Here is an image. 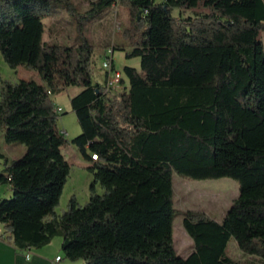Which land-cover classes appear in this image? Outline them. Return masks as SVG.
Returning a JSON list of instances; mask_svg holds the SVG:
<instances>
[{
    "label": "trees",
    "instance_id": "trees-1",
    "mask_svg": "<svg viewBox=\"0 0 264 264\" xmlns=\"http://www.w3.org/2000/svg\"><path fill=\"white\" fill-rule=\"evenodd\" d=\"M86 1L84 10L74 0H0V58L44 82L0 74V134L26 147L11 162L0 152V186L13 192L0 201L9 242L25 251L60 236L66 257L83 264H242L228 251L234 239L264 261V0ZM117 3L129 10L126 58L140 68L124 66L127 87L108 94L93 82L96 46L85 30ZM56 5L77 26L72 45L44 39ZM72 86L81 88L71 105L82 133L68 139L52 96ZM71 145L99 159L88 167L89 201L72 197L58 215ZM174 174L230 178L240 194L221 222L179 211ZM179 215L194 241L187 257L174 243Z\"/></svg>",
    "mask_w": 264,
    "mask_h": 264
},
{
    "label": "rangeland",
    "instance_id": "rangeland-1",
    "mask_svg": "<svg viewBox=\"0 0 264 264\" xmlns=\"http://www.w3.org/2000/svg\"><path fill=\"white\" fill-rule=\"evenodd\" d=\"M82 9L86 10L89 4L86 0H74ZM175 16H190L191 11H181L175 9ZM129 22V10L120 3L115 4L107 10L104 19L95 22L86 23V35L95 44V52L93 55V82L95 84L104 85L107 81V70L103 67V63L108 57H111L110 46L115 44V53L113 54L116 70L122 74L120 85L114 89V94L122 92L128 80L123 72L124 66H134L140 68V58L128 59L125 51L130 49L128 42L123 39L122 33ZM46 32L44 39L47 42L58 41L65 45H72L77 41V26L66 9L62 5L54 7V15L45 21ZM262 40L264 42V31L262 32ZM0 74L3 80L17 82L20 79H34L40 81V76L36 72L28 71L23 67L12 69L0 58ZM1 89V83H0ZM81 88L72 86L66 88L59 94L52 96L59 115L57 124L61 132L68 138L73 139L82 133L76 113L72 109L71 98L79 92ZM112 93V94H113ZM3 135L0 134V141ZM6 145V144H4ZM9 148H4L5 154L10 160H16L24 156L26 147L21 144H8ZM16 147V148H14ZM63 154L71 165V172L65 184L63 194L56 212L62 214L69 208V202L72 197H76L80 205H85L91 196V183L94 180L93 174L89 170V166L93 161L84 158L76 145L63 148ZM11 162V161H10ZM5 169V164L0 159V173ZM174 206L176 210H200L206 212L215 220L221 222L229 211L232 203L240 194V185L237 181L230 178H222L215 180H192L184 178L178 174H174ZM8 185L0 186V201L2 199H10L13 192L8 190ZM96 191L104 194L105 190L100 185H96ZM184 217L179 215L174 221V243L178 254L186 257L194 250V241L189 236L183 225ZM61 237L57 236L53 239L52 246H59ZM36 249V248H35ZM228 251L233 258L241 260L243 264H261L245 259L246 255L242 254L234 239H231L228 245ZM64 259L65 264H83L82 260L72 261L66 257L65 253L59 250ZM248 257V256H247ZM252 259V258H251Z\"/></svg>",
    "mask_w": 264,
    "mask_h": 264
},
{
    "label": "crops",
    "instance_id": "crops-1",
    "mask_svg": "<svg viewBox=\"0 0 264 264\" xmlns=\"http://www.w3.org/2000/svg\"><path fill=\"white\" fill-rule=\"evenodd\" d=\"M115 44L113 42V45L110 46L109 49L113 50V53H115ZM39 83L43 84L44 82L40 79ZM81 89L79 90V92ZM77 92V94L79 93ZM76 94V95H77ZM3 135V134H2ZM6 144V145H4ZM4 148H9L8 150H11L8 144L5 142L4 135L0 141V152L9 160L8 156L5 154ZM16 148V147H14ZM62 152H64L62 150ZM3 172V169L1 170ZM8 187V190H10V187ZM8 193L12 191H6ZM58 215L60 213L56 212ZM7 235L5 234L4 225L0 223V264H65L63 257L61 256V253L59 250L62 248V238L61 241H59V246L57 248H53L52 243L53 241L48 244L45 247L42 248H32L30 250L21 251L18 250L9 240L7 239ZM27 254L30 255V257H27ZM243 254V253H242ZM61 256L62 259L60 261H57V257ZM245 256V255H244ZM187 257V256H186ZM245 259L255 261L256 263L264 264V261L254 259L252 257L245 256ZM252 258V259H251ZM241 261V260H240ZM242 262V261H241ZM243 264V262H242Z\"/></svg>",
    "mask_w": 264,
    "mask_h": 264
},
{
    "label": "built area",
    "instance_id": "built-area-1",
    "mask_svg": "<svg viewBox=\"0 0 264 264\" xmlns=\"http://www.w3.org/2000/svg\"><path fill=\"white\" fill-rule=\"evenodd\" d=\"M111 57H108L107 60L104 61L103 67L107 70L108 76L107 81L105 83V92L108 94H112L114 89H116L122 80V74L119 70H116L114 59H113V50H110ZM99 158L98 156H91V160L97 161ZM27 257H30L29 254H27ZM62 259L61 256L57 257V261H60Z\"/></svg>",
    "mask_w": 264,
    "mask_h": 264
},
{
    "label": "bare ground",
    "instance_id": "bare-ground-1",
    "mask_svg": "<svg viewBox=\"0 0 264 264\" xmlns=\"http://www.w3.org/2000/svg\"><path fill=\"white\" fill-rule=\"evenodd\" d=\"M92 156H97L96 154H93Z\"/></svg>",
    "mask_w": 264,
    "mask_h": 264
}]
</instances>
